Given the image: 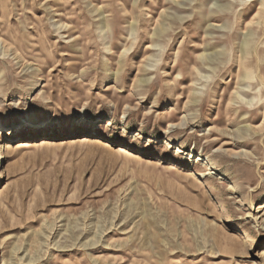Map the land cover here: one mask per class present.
Segmentation results:
<instances>
[{
    "label": "rangeland",
    "instance_id": "374dc122",
    "mask_svg": "<svg viewBox=\"0 0 264 264\" xmlns=\"http://www.w3.org/2000/svg\"><path fill=\"white\" fill-rule=\"evenodd\" d=\"M263 25L0 0V264H264Z\"/></svg>",
    "mask_w": 264,
    "mask_h": 264
},
{
    "label": "bare ground",
    "instance_id": "6f19581e",
    "mask_svg": "<svg viewBox=\"0 0 264 264\" xmlns=\"http://www.w3.org/2000/svg\"><path fill=\"white\" fill-rule=\"evenodd\" d=\"M259 10H258V12L262 9L261 7L260 8H258ZM262 12H260L259 13V15L261 14ZM259 17V16H258ZM254 19V18H253ZM255 24V22H250V23H248V26H253ZM264 26V25H263ZM83 143H85V142H83ZM1 156H0V161H1ZM198 161H200V159H198Z\"/></svg>",
    "mask_w": 264,
    "mask_h": 264
}]
</instances>
